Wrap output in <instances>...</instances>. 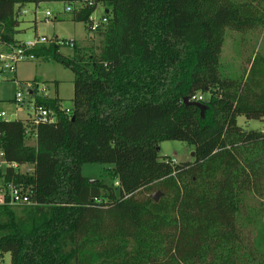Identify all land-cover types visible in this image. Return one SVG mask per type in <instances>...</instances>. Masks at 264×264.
<instances>
[{
  "label": "trees",
  "instance_id": "1",
  "mask_svg": "<svg viewBox=\"0 0 264 264\" xmlns=\"http://www.w3.org/2000/svg\"><path fill=\"white\" fill-rule=\"evenodd\" d=\"M43 3L78 6L73 21L100 47L33 50L74 73L70 114L35 91L54 124L0 118V151L17 165L0 184L35 203L0 206V264H264V132L237 123L264 122V55L240 77L220 72L226 30L264 28V0H0V42L19 46L21 9ZM164 141L194 160L160 157ZM85 164L110 165L114 185Z\"/></svg>",
  "mask_w": 264,
  "mask_h": 264
},
{
  "label": "rangeland",
  "instance_id": "2",
  "mask_svg": "<svg viewBox=\"0 0 264 264\" xmlns=\"http://www.w3.org/2000/svg\"><path fill=\"white\" fill-rule=\"evenodd\" d=\"M65 3H43L39 6L25 5L19 14L21 32L16 36L18 41H25L36 36H44L48 39L57 38L59 41L74 43L84 49L93 47L99 51L100 37L90 33L83 23L73 21L74 11L78 6L71 7L73 12H67ZM51 13L50 17L46 13ZM104 13L102 5L98 6L94 20H101ZM87 50V49H86ZM76 49L60 46L59 52L67 57H72ZM256 53L264 55V28L240 33L226 30L225 42L220 57V72L224 77L237 78L249 69V61ZM90 54V53H89ZM15 73H2L0 81V115L4 118L16 121L17 118L26 119L28 110H17L14 104L15 96L19 90H24L27 82H36L39 94L49 98H59L63 109L73 107L74 97V73L53 61L38 59L32 62L19 63ZM21 83V87H18ZM44 89V91H42ZM18 116H17V115ZM2 118V117H0ZM4 118H2L4 120ZM238 125L246 131L264 132V122L259 120H247L239 117ZM29 145H35V140L28 139ZM194 147L179 141H164L159 146V155L175 163L192 162ZM110 165L85 164L82 167V175L90 181H101L109 186L114 185L108 170ZM22 172H31V166H22ZM2 262H10V254H4Z\"/></svg>",
  "mask_w": 264,
  "mask_h": 264
},
{
  "label": "built area",
  "instance_id": "3",
  "mask_svg": "<svg viewBox=\"0 0 264 264\" xmlns=\"http://www.w3.org/2000/svg\"><path fill=\"white\" fill-rule=\"evenodd\" d=\"M67 12H71V7H67ZM47 17L51 16V13H46ZM93 24L91 27V31H96L97 28L101 25V23H106V20H94L92 18ZM55 44L60 49V46H67L70 48H75L74 43H66L64 44L62 41H59L57 38L48 39L44 36H36L27 41L21 42L19 46L13 47L8 46L0 42V81L2 80V73L11 72L15 73V68L19 63L25 61H35L37 57L33 54V50L37 47ZM18 87H21V83ZM39 85L36 82H27L24 90H19L15 96V105L17 110H28L27 119L24 121L25 123L30 124L33 128L37 127L40 124H54L57 121L56 115L53 111L45 109L42 106H36L34 97L35 91H37V95L39 94ZM44 91V89L42 90ZM203 96L199 95L197 98H193V101H202ZM66 114H70V109L65 111ZM5 114H1L0 117L4 118ZM4 120L9 121L4 118ZM29 132V131H28ZM17 168L16 164H10L5 160V156L3 151H0V169L4 168ZM116 185H119L117 182ZM1 205H10L14 207H22V206H30L35 205L34 202L30 199V197L23 193L22 190L11 184H0V206Z\"/></svg>",
  "mask_w": 264,
  "mask_h": 264
},
{
  "label": "water",
  "instance_id": "4",
  "mask_svg": "<svg viewBox=\"0 0 264 264\" xmlns=\"http://www.w3.org/2000/svg\"><path fill=\"white\" fill-rule=\"evenodd\" d=\"M185 103L190 104L188 99L185 100ZM192 156L194 157V153L192 154ZM159 197H160V194L153 195V199L156 201L158 200Z\"/></svg>",
  "mask_w": 264,
  "mask_h": 264
},
{
  "label": "crops",
  "instance_id": "5",
  "mask_svg": "<svg viewBox=\"0 0 264 264\" xmlns=\"http://www.w3.org/2000/svg\"><path fill=\"white\" fill-rule=\"evenodd\" d=\"M29 40V39H28ZM25 41H27V40H25ZM20 42H22V41H20ZM24 42V41H23ZM38 60V59H37ZM14 104H15V101H14ZM17 115V114H16ZM18 116V115H17ZM27 119V118H26ZM26 119H21V118H17V120H21V121H25ZM10 121V120H9ZM33 139V138H32ZM33 140H35V139H33Z\"/></svg>",
  "mask_w": 264,
  "mask_h": 264
}]
</instances>
